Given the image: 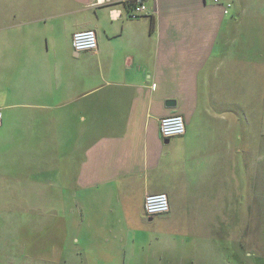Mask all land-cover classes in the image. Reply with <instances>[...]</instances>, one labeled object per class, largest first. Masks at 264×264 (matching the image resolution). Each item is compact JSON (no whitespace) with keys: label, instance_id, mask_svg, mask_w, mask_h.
Segmentation results:
<instances>
[{"label":"crops","instance_id":"0c3cea01","mask_svg":"<svg viewBox=\"0 0 264 264\" xmlns=\"http://www.w3.org/2000/svg\"><path fill=\"white\" fill-rule=\"evenodd\" d=\"M127 1L0 0V191L36 224L4 234L0 264L113 262L158 192L162 223L212 240L242 223L264 264V0H144L135 19ZM89 28L96 50L75 52Z\"/></svg>","mask_w":264,"mask_h":264},{"label":"rangeland","instance_id":"374dc122","mask_svg":"<svg viewBox=\"0 0 264 264\" xmlns=\"http://www.w3.org/2000/svg\"><path fill=\"white\" fill-rule=\"evenodd\" d=\"M70 26L73 21H69ZM54 26H64L57 23ZM63 32V31H62ZM264 128V127H263ZM1 132V130H0ZM253 143V147H254ZM0 159V172L3 171ZM21 197V198H20ZM30 196L18 191H0V247L14 239H5L21 231L34 232L31 220L35 207L29 204ZM163 215L147 218L144 224L133 223L137 229L124 233L122 240H108V245L118 250L113 262L106 264H258L260 258L258 232H244L242 223L236 224L232 238L212 240L207 233L191 229L170 228L162 223ZM200 226H205L200 224ZM254 231V230H253ZM243 233L247 235L244 236ZM112 259V258H111ZM100 264V263H99ZM103 264V263H102Z\"/></svg>","mask_w":264,"mask_h":264},{"label":"built area","instance_id":"2783aa9c","mask_svg":"<svg viewBox=\"0 0 264 264\" xmlns=\"http://www.w3.org/2000/svg\"><path fill=\"white\" fill-rule=\"evenodd\" d=\"M214 4H220L221 0H212ZM129 10L128 17L135 19L148 14L144 0H129L126 2ZM230 3L224 4V12L227 13ZM71 46L75 52L95 51L97 37L94 29L74 31L71 35ZM2 112L0 109V125ZM185 132V119L179 113L163 116L159 119V134L163 139L179 137ZM169 211V199L165 192L148 193L143 198V213L145 217L163 215Z\"/></svg>","mask_w":264,"mask_h":264},{"label":"water","instance_id":"95a60500","mask_svg":"<svg viewBox=\"0 0 264 264\" xmlns=\"http://www.w3.org/2000/svg\"><path fill=\"white\" fill-rule=\"evenodd\" d=\"M167 104H168V105H173V104H174V102H173V101H171V100H169V101H167ZM165 141L167 142V141H168V139H165ZM148 220H152V217H148Z\"/></svg>","mask_w":264,"mask_h":264}]
</instances>
